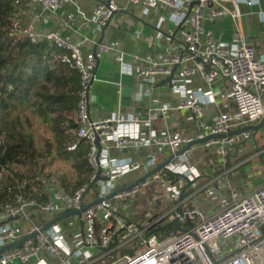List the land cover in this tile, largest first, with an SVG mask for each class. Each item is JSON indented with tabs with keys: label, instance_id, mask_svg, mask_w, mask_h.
<instances>
[{
	"label": "built area",
	"instance_id": "built-area-1",
	"mask_svg": "<svg viewBox=\"0 0 264 264\" xmlns=\"http://www.w3.org/2000/svg\"><path fill=\"white\" fill-rule=\"evenodd\" d=\"M67 1L31 0L50 11L59 9ZM240 1L255 2L132 0L142 5L144 13L160 7L171 10L173 17L186 23L181 38L182 49L175 54L161 58L135 55L136 59L141 57L145 62L143 68L126 64L120 52L116 58L124 72L148 77L153 83L157 77L173 75L171 90L179 98L176 103L166 102L158 109L168 125L177 126L186 120L194 123L196 130L188 135L178 131L159 135L152 126V118L135 111L92 119L89 103L96 57L101 51L116 48L100 42L96 51L84 54L78 43L64 39L57 31L38 32L32 20L23 28L22 32L33 42L47 38L70 53L66 59L80 74V90L77 103L79 128L69 148L76 149L82 140L89 143L88 163L93 174L89 183L72 193L42 179L48 185L49 200L46 203L25 196L20 189L13 192L12 198L0 207V247L27 237L20 246L3 250L0 264H264V182L241 196L231 194L222 207L212 211L193 206L192 199L201 188L199 191L186 189L182 181V178L194 181L200 176L188 163L193 146L151 177L109 197L119 187L126 186L122 182L129 173L142 169L148 172L168 158L160 159L152 154L143 164L114 156L111 148L124 151L154 145L174 153L195 139L256 125L264 117V52L258 51L243 32ZM228 2L233 4L232 7H227ZM117 9L115 0H98L88 19L97 30L103 31ZM225 13L231 15L236 31L231 41H218L205 22H213L218 15ZM19 29L15 22L14 30ZM196 76L203 78L208 88L193 87ZM217 80L225 82L220 98L230 101L232 109L210 110L212 105L218 104V97L212 89ZM173 112L179 113L178 120H173ZM97 137L100 148L95 142ZM246 140L253 144L262 142V148L256 147L258 150L251 157L260 154L264 157V126L257 133L246 130L231 136L212 137L201 144L207 148L214 147L225 162L232 153L238 155L237 159L246 153ZM248 159L243 158L241 162L237 161L240 163L229 166L226 173L235 171ZM98 172L99 178L96 179ZM150 178L160 182L170 205L143 221L131 220L117 210L114 201L133 197ZM215 180L211 179L212 182ZM227 189L232 192L230 185ZM218 196L212 193L213 199ZM82 204L89 205L76 215L79 226L73 231V244L69 242L61 220L43 228L63 211L80 208ZM180 210L184 216H180ZM42 213L47 217H42ZM15 216L18 219L7 221ZM175 217L185 230L173 233L171 225L172 228L165 231L164 226ZM158 227H161L160 231L156 230Z\"/></svg>",
	"mask_w": 264,
	"mask_h": 264
},
{
	"label": "crops",
	"instance_id": "crops-1",
	"mask_svg": "<svg viewBox=\"0 0 264 264\" xmlns=\"http://www.w3.org/2000/svg\"><path fill=\"white\" fill-rule=\"evenodd\" d=\"M97 1L68 0L62 7L53 11L30 2L31 20L38 32L57 31L64 39L78 43L84 54L94 51L100 39L116 48L101 51L97 56L98 61L96 60L93 68L94 77L90 93V117L97 120L118 112L135 111L143 117H151L152 126L159 135L165 136L176 131L182 135L193 134L196 126L191 121L186 120L177 126L168 125L159 112L158 108L162 104L166 102L174 104L179 98L178 94L171 90V85L165 82L166 78L157 77L153 83L148 77L126 73L116 58L120 52L126 64L143 68L146 66L145 62L141 57L136 59L135 55L161 58L164 55L175 54L182 49L181 38L186 29V23L173 17L171 10L155 7L148 13H144L142 5L132 0H115L118 5L117 11L104 30L99 31L88 19ZM254 1L251 4L239 2L243 18V32L250 42L257 46L258 51L264 52V17L262 16L264 0ZM232 5L231 2L227 3V7H232ZM70 15H73V18H70ZM205 24L212 29L218 41H231L236 31L233 19L228 13L218 15L213 22L206 21ZM192 86L208 88L207 82L197 76L193 79ZM224 86L225 82L222 80L213 83L212 89L218 97V104L217 106L212 105L210 110L232 109L233 105L230 101L220 98ZM182 112L185 113V111ZM173 115V120L179 119L178 112H173ZM229 148L232 149V146ZM110 151L114 156L143 164H146L152 154L163 159L171 153L168 148L162 149L154 145L124 151L111 148ZM231 155L228 161L223 162L214 147L207 148L204 144L194 145L189 151L188 163L200 173L194 181L182 178L186 189L199 191L201 188L192 199L193 206L203 211H212L229 198L230 195L226 196V190L230 185L228 179L230 175L226 171L229 166H234L243 160L232 164L238 155L234 153ZM252 155L245 158L248 159ZM145 173L144 169L129 173L122 184H131ZM212 178L217 180L212 182ZM212 193L218 194V198L213 199ZM169 201L160 182L150 178L146 186L136 195L128 200H115L114 204L117 210L124 212L131 220L143 221L168 206ZM37 216L36 214L35 217ZM42 217L47 216L42 213ZM19 221L25 224L23 220ZM61 224L69 242L73 244V231L79 226L78 217L69 216L61 220Z\"/></svg>",
	"mask_w": 264,
	"mask_h": 264
},
{
	"label": "trees",
	"instance_id": "trees-1",
	"mask_svg": "<svg viewBox=\"0 0 264 264\" xmlns=\"http://www.w3.org/2000/svg\"><path fill=\"white\" fill-rule=\"evenodd\" d=\"M30 2L0 0V207L19 189L46 203V177L72 193L93 174L89 143L69 148L79 128L80 74L66 59L67 49L47 38L33 42L22 32L31 21Z\"/></svg>",
	"mask_w": 264,
	"mask_h": 264
},
{
	"label": "water",
	"instance_id": "water-1",
	"mask_svg": "<svg viewBox=\"0 0 264 264\" xmlns=\"http://www.w3.org/2000/svg\"><path fill=\"white\" fill-rule=\"evenodd\" d=\"M102 42V39H100L98 41V43L96 44L95 48H94V51H96V48H97V45ZM96 60L98 61V57H96ZM173 75H170L169 77L166 78V81L165 82H168L170 85H171V78H172ZM264 126V117L256 124V125H247V126H244V127H241V128H238V129H235V130H231L229 131L228 133L226 134H215V135H207L206 137L202 138V139H195L193 141H191L190 143L186 144L183 148H181L180 150H177L176 152L174 153H171L168 158L166 160H164L163 162H160L159 164H157L154 168H152L150 171L146 172L145 174H143L142 176H140L139 178H137L134 182H132L131 184L129 185H126V186H121L119 187L117 190H115L112 194L109 195V197H112L116 194V192L120 191V190H123V189H129L130 187H132L134 184L136 183H139L141 181H144L146 180L147 178L151 177L155 172L159 171L161 168H163L164 166H166L168 163H170L171 161H173L176 156L178 155H181L183 154L185 151L189 150L192 146L196 145V144H201L203 142H205L206 140H208L209 138H212V137H224V136H231V135H234V134H238V133H241L243 131H246V130H252L253 133H257L259 132V130L261 128H263ZM95 142L98 144V147L100 148V145H99V138L97 137L95 139ZM99 178V172L96 174V179ZM91 187H93V184H90ZM97 201V200H96ZM89 204H82L80 208H76V209H72V210H66V211H63L62 213H60L58 216L52 218L47 224H45L43 226V228H47L49 225L55 223L56 221H60L62 220L63 218L65 217H69V216H73V215H77L79 214L82 210H84ZM179 214L180 216H184V213L182 210L179 211ZM12 219H18V216H15V217H10L7 221H10ZM170 225L173 226V233H176L177 231H183L185 230L182 226H181V221L178 220L177 217L173 218L171 221H170ZM157 231H160L161 230V227H158L156 229ZM27 237V236H26ZM26 237H22L21 239H19L18 241L14 242V243H11V244H8V245H5L3 247H0V253L5 250V249H8L10 247H13V246H20L24 240L26 239Z\"/></svg>",
	"mask_w": 264,
	"mask_h": 264
},
{
	"label": "rangeland",
	"instance_id": "rangeland-1",
	"mask_svg": "<svg viewBox=\"0 0 264 264\" xmlns=\"http://www.w3.org/2000/svg\"><path fill=\"white\" fill-rule=\"evenodd\" d=\"M45 128V127H44ZM47 130V128H45ZM46 135H49V133H44ZM262 142H256L253 144L251 141H247L245 143L246 146V153H242L243 156L241 158L235 159L232 164L236 163L239 160H242L245 157H248L251 154H254V152H257V148H262L261 146ZM252 147V148H251ZM251 148V149H250ZM262 154L256 155L254 157H249L248 161L246 163L240 165L235 169V171H232L229 175V182L231 190H226V196L230 195H236L241 196L250 190H252L253 187H256L264 182V164L262 162ZM264 158V157H263ZM58 163H55L53 165L54 168L58 167ZM233 174V176H232ZM46 182H49L50 184L59 187L58 182L55 180V177L51 178H44ZM242 187V188H240ZM240 188V189H239ZM242 191V192H241ZM219 204V203H218ZM170 205V204H169ZM168 205V206H169ZM220 205V204H219ZM222 205V204H221ZM166 206V207H168ZM218 208L220 206H217ZM18 264V263H17Z\"/></svg>",
	"mask_w": 264,
	"mask_h": 264
}]
</instances>
